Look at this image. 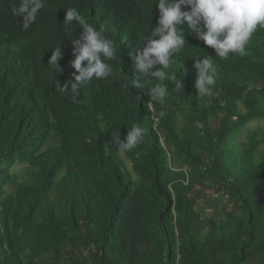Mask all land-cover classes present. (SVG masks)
<instances>
[{"label":"trees","instance_id":"1","mask_svg":"<svg viewBox=\"0 0 264 264\" xmlns=\"http://www.w3.org/2000/svg\"><path fill=\"white\" fill-rule=\"evenodd\" d=\"M156 3L44 0L24 28L19 0H0V264H264V28L224 59L181 25L160 103L127 79ZM69 8L116 46L111 75L75 95L57 86L83 31L63 23ZM204 55L216 84L197 97L191 59ZM133 124L135 150H104Z\"/></svg>","mask_w":264,"mask_h":264},{"label":"clouds","instance_id":"2","mask_svg":"<svg viewBox=\"0 0 264 264\" xmlns=\"http://www.w3.org/2000/svg\"><path fill=\"white\" fill-rule=\"evenodd\" d=\"M155 2L152 0V4ZM43 7L44 0H19V6L14 11L21 18L23 27L27 28ZM156 7L159 13L157 26L144 37V46L137 47L133 60L138 75L132 79L127 75V79L132 88L145 89L150 99L160 103L169 93L165 81L169 80L172 58L187 45L181 25L213 49L215 56L224 59L230 54H247L253 35L258 28H264V0H158ZM73 20L83 30L78 39L71 41L74 59L69 66L75 73L72 81L64 84L57 82V86L62 94L67 93L70 87L75 95L81 86L93 79H105L111 75L113 69L106 60L116 57V46L112 39L104 35L103 25L97 28L86 22L76 8H69L65 11L63 23L69 24ZM61 57L62 50L58 45L52 49L49 60L57 70ZM191 60L196 71L194 87L197 97L211 95L217 73L213 57L204 55L202 59ZM82 62H85L83 66ZM176 88L183 89L182 79ZM159 115L162 117L165 113L160 112ZM144 136L145 129L133 124L123 139L117 130L111 132L104 150L111 153L115 148V152L121 154L132 152L143 142Z\"/></svg>","mask_w":264,"mask_h":264},{"label":"rangeland","instance_id":"3","mask_svg":"<svg viewBox=\"0 0 264 264\" xmlns=\"http://www.w3.org/2000/svg\"><path fill=\"white\" fill-rule=\"evenodd\" d=\"M255 127V124H252L251 126H250V128H254ZM127 164V163H126ZM19 170H20V168L18 167V168H16V172H19Z\"/></svg>","mask_w":264,"mask_h":264}]
</instances>
